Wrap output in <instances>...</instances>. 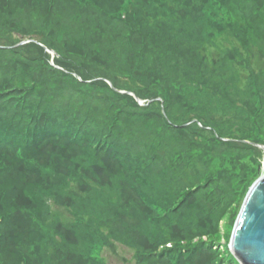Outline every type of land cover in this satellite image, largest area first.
<instances>
[{
  "label": "trees",
  "instance_id": "1",
  "mask_svg": "<svg viewBox=\"0 0 264 264\" xmlns=\"http://www.w3.org/2000/svg\"><path fill=\"white\" fill-rule=\"evenodd\" d=\"M262 75L264 0H0V264H233Z\"/></svg>",
  "mask_w": 264,
  "mask_h": 264
},
{
  "label": "water",
  "instance_id": "2",
  "mask_svg": "<svg viewBox=\"0 0 264 264\" xmlns=\"http://www.w3.org/2000/svg\"><path fill=\"white\" fill-rule=\"evenodd\" d=\"M49 52L54 57V52ZM259 147L264 150V146ZM255 182L241 207L229 244L240 264H264V173Z\"/></svg>",
  "mask_w": 264,
  "mask_h": 264
},
{
  "label": "rangeland",
  "instance_id": "3",
  "mask_svg": "<svg viewBox=\"0 0 264 264\" xmlns=\"http://www.w3.org/2000/svg\"><path fill=\"white\" fill-rule=\"evenodd\" d=\"M214 54H215L214 53V49H211L210 51H208L209 58H211V56H213ZM228 72H229L230 77L232 79H234V82H235L234 84H236V86L234 85V87H232V91L234 93L236 92V93H242V94H245L246 92H248L247 90L250 89V85L248 83V79H246V77H244V76H239L238 73L237 72H233V70H230ZM262 78H263V81H264V75H262ZM187 90H188L189 96H191V98H193L194 101H196V102L203 101V102H206V103H211L218 109V111L224 113L225 116L234 115L235 113H237L239 111H242V110L237 109V107L231 106L230 104L226 103L224 105V103L222 101L215 100V98L212 97L213 95H209V94H207L204 91H200V89L198 87H190V88L188 87ZM131 95H132V93H131ZM133 96H135V95H133ZM140 105L143 106L144 102L141 101ZM252 145H254V146L258 147V148H260L259 146H262V145H255V144H252ZM263 152H264V150H263ZM261 167H262L261 171H262V174H263L264 173V158H263V162H262V166ZM236 220H237V217H235V215H234V218L232 219V222H230V225L227 224V221H224L220 225V229L223 232H226V233L230 234V236L232 237V232H233V229H234V226H235L234 224H235ZM223 243L225 244V242H223ZM100 251L101 252L99 253L98 256L102 257L104 255V253H103L104 250L102 249ZM132 253H133L132 250L126 249L124 247H120V248H118V256L111 255L109 253H106V256H107V259L109 261L108 263H110V264H135L134 262L130 261L131 258H132ZM225 262H227V260H225ZM228 264H231V263H228ZM233 264H240V262L236 259L233 262Z\"/></svg>",
  "mask_w": 264,
  "mask_h": 264
}]
</instances>
